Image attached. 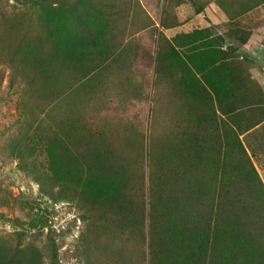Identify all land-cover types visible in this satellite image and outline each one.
<instances>
[{
	"label": "rangeland",
	"instance_id": "1",
	"mask_svg": "<svg viewBox=\"0 0 264 264\" xmlns=\"http://www.w3.org/2000/svg\"><path fill=\"white\" fill-rule=\"evenodd\" d=\"M62 5L0 0V242L36 247L44 264L53 254L59 264H155L179 216L204 249L226 205L242 203L249 216L252 203L264 219V120L240 130L264 117V0ZM18 62L36 93L14 72ZM244 86L261 103L232 132L211 87L226 103ZM80 137L121 165L108 172L101 155L91 198L63 149L81 152ZM69 166L79 168L71 179Z\"/></svg>",
	"mask_w": 264,
	"mask_h": 264
},
{
	"label": "trees",
	"instance_id": "2",
	"mask_svg": "<svg viewBox=\"0 0 264 264\" xmlns=\"http://www.w3.org/2000/svg\"><path fill=\"white\" fill-rule=\"evenodd\" d=\"M66 1L68 0H33L35 6L43 7L44 10L59 9L58 7L63 6L62 4H65ZM195 33H201V31H196ZM82 34H83L82 35L83 39L90 45L95 47L96 45L99 44V42H97V39L99 37L98 36L97 38L93 37L92 32L89 29H84L82 31ZM66 46L67 45H64L63 47L64 52L61 55H65L67 50L69 53L71 52L72 56L67 55L63 57L64 61L67 60L70 66L73 65L74 63L72 58H74L73 55L75 52L73 51L72 47L69 48ZM53 51L54 52H51L52 55H54L55 49H53ZM184 65L186 67L189 66L186 65V62L184 63ZM211 66L212 64L206 65L207 67L206 69H209ZM13 68L16 75L24 74L26 76L30 86V92L36 93L37 85L35 82L34 74H28L26 70L23 69L24 67L19 62L13 64ZM191 68L186 70L190 73V71H192ZM204 71H200V72H204ZM186 80L187 79L185 77H182L180 82L183 83V81ZM204 80L207 81L208 84L211 83L207 75H204ZM230 80L233 82L234 88L231 86H228L227 89L223 88L224 92L228 94L236 91L235 77L231 75ZM243 82H245V79ZM240 84L241 85H239V87H243L242 81ZM211 88L218 102V106L221 113L226 117L224 122L228 123L230 131L232 132H234V128H232V125H237L239 127L238 123L243 118V114L245 113V111L247 110L250 111L252 109L249 108H252V106L254 105L258 106L261 103L249 99V95L247 93L248 91H250V89L246 91L245 86H244L245 89H242L243 92H241V95L238 98H233L231 101L226 103H223L225 97L223 98L219 96L216 87H211ZM45 96L47 99L49 95L45 94ZM251 100L252 102H250ZM263 120L264 117L257 121H254V123H252L248 127L247 126L244 128L240 127V130L242 132L248 131L253 126H257ZM71 128H75V127H71ZM79 141H80V145L82 144L81 146L85 147L81 152L72 151L69 149L71 148L69 146H67V149L66 147H64L63 149L67 153L69 151V154H71L70 162L75 165H78L80 169L82 168V170L85 171L86 176L83 186V194L86 196V198H91L92 196L89 191L88 185L90 179H93V177L95 176L97 177L100 176V174H96V171L98 172L97 169H98V164H100L101 162V155H103L105 161L107 162L109 161L107 165V167H109L108 172L113 171V169H119L121 165H119L118 164L119 161L116 160L117 159L115 157L117 156L116 153L115 155L114 154L112 155L108 153L107 150L102 151L100 149V145L91 146L92 141L91 139H87V137L81 138V140ZM87 141L89 143H87ZM237 142L240 145L241 151H243L246 156V150L241 144L240 140L237 139ZM79 154H81L82 156L81 160L78 158ZM86 155H88L89 157H85ZM105 157H107V159ZM53 159L55 160L54 163L58 165L59 163L56 161V158L54 156ZM78 166H76L75 170L72 169V166H69L68 168L69 179L73 178L72 177L73 173H79ZM102 169L104 170V168ZM252 170L255 171L253 165H252ZM259 182H260V186L264 190L262 182L261 181ZM121 198L122 195L118 194L117 200H119L122 204ZM243 205L244 204L242 203L241 204L234 203L233 207H229V205H226L225 210H223L222 216H220L221 213L218 211V219L221 220H217V223L214 224L212 231V242L210 243L209 246H207V244H209L207 242L205 249L203 245H200V247H198L193 242V238L201 236V234L198 231H194L193 235L190 234L191 230L181 232L183 229L187 228L188 226H187L186 218H184V216H179L180 227L177 225L178 222L173 223L174 225L177 226L171 229L167 234L169 239L168 241H166V245L161 252V256L157 259L155 264H264V239H263L264 219H261L258 223L255 220V218L252 216L254 214L253 213L254 205H252V203L249 204L252 207V211L249 216L244 213ZM261 207L264 208V203L263 205L261 204ZM229 211L232 213L231 216H229ZM179 217L176 216L173 218V220L179 219ZM261 218L263 217L261 216ZM255 226H259L261 228L260 231L263 233L262 235H257V233L255 232ZM0 264H44V263L41 252L36 247L22 246L21 244H17L16 246L12 247L5 245V243L0 242ZM51 264H59L56 258V254H53L51 258ZM149 264H154L153 261L151 262V258L149 259Z\"/></svg>",
	"mask_w": 264,
	"mask_h": 264
}]
</instances>
